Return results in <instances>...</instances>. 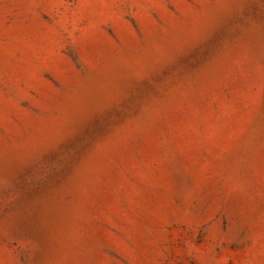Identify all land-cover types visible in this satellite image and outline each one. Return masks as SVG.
Instances as JSON below:
<instances>
[{
	"label": "rangeland",
	"instance_id": "rangeland-1",
	"mask_svg": "<svg viewBox=\"0 0 264 264\" xmlns=\"http://www.w3.org/2000/svg\"><path fill=\"white\" fill-rule=\"evenodd\" d=\"M0 264H264V0H0Z\"/></svg>",
	"mask_w": 264,
	"mask_h": 264
}]
</instances>
